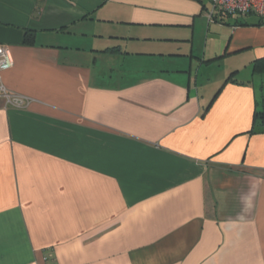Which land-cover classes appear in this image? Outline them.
Segmentation results:
<instances>
[{
	"label": "crops",
	"instance_id": "0c3cea01",
	"mask_svg": "<svg viewBox=\"0 0 264 264\" xmlns=\"http://www.w3.org/2000/svg\"><path fill=\"white\" fill-rule=\"evenodd\" d=\"M210 9L0 0V264H264V19Z\"/></svg>",
	"mask_w": 264,
	"mask_h": 264
},
{
	"label": "built area",
	"instance_id": "2783aa9c",
	"mask_svg": "<svg viewBox=\"0 0 264 264\" xmlns=\"http://www.w3.org/2000/svg\"><path fill=\"white\" fill-rule=\"evenodd\" d=\"M211 9L208 17H212V12L218 11L227 14L247 15L254 14L264 19V0H210ZM13 65V59L9 49L0 44V72L10 68ZM0 95L6 98L7 102L19 104L21 99L7 92L0 77Z\"/></svg>",
	"mask_w": 264,
	"mask_h": 264
},
{
	"label": "trees",
	"instance_id": "16d2710c",
	"mask_svg": "<svg viewBox=\"0 0 264 264\" xmlns=\"http://www.w3.org/2000/svg\"><path fill=\"white\" fill-rule=\"evenodd\" d=\"M261 71H264V59L263 60H256L253 64V72L256 73V72H261ZM263 113L260 111L257 112V115L259 117H261Z\"/></svg>",
	"mask_w": 264,
	"mask_h": 264
},
{
	"label": "rangeland",
	"instance_id": "374dc122",
	"mask_svg": "<svg viewBox=\"0 0 264 264\" xmlns=\"http://www.w3.org/2000/svg\"><path fill=\"white\" fill-rule=\"evenodd\" d=\"M254 80L257 82L262 81V83L264 84V73L256 75Z\"/></svg>",
	"mask_w": 264,
	"mask_h": 264
},
{
	"label": "water",
	"instance_id": "95a60500",
	"mask_svg": "<svg viewBox=\"0 0 264 264\" xmlns=\"http://www.w3.org/2000/svg\"><path fill=\"white\" fill-rule=\"evenodd\" d=\"M254 132H261L263 130V126L261 125H256L253 128Z\"/></svg>",
	"mask_w": 264,
	"mask_h": 264
}]
</instances>
